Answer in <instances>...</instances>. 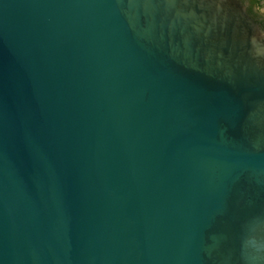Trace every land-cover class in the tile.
Instances as JSON below:
<instances>
[{"label": "water", "instance_id": "95a60500", "mask_svg": "<svg viewBox=\"0 0 264 264\" xmlns=\"http://www.w3.org/2000/svg\"><path fill=\"white\" fill-rule=\"evenodd\" d=\"M0 264H264L241 0H0Z\"/></svg>", "mask_w": 264, "mask_h": 264}, {"label": "flooded vegetation", "instance_id": "af4514ba", "mask_svg": "<svg viewBox=\"0 0 264 264\" xmlns=\"http://www.w3.org/2000/svg\"><path fill=\"white\" fill-rule=\"evenodd\" d=\"M264 0H241L248 15L259 24L264 31V12L262 11Z\"/></svg>", "mask_w": 264, "mask_h": 264}, {"label": "rangeland", "instance_id": "374dc122", "mask_svg": "<svg viewBox=\"0 0 264 264\" xmlns=\"http://www.w3.org/2000/svg\"><path fill=\"white\" fill-rule=\"evenodd\" d=\"M262 11L264 12V1H263V8H262Z\"/></svg>", "mask_w": 264, "mask_h": 264}]
</instances>
